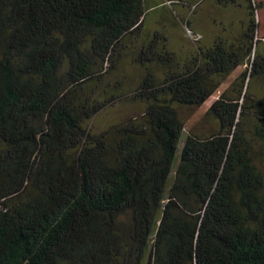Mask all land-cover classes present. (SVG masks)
<instances>
[{"label": "trees", "instance_id": "1", "mask_svg": "<svg viewBox=\"0 0 264 264\" xmlns=\"http://www.w3.org/2000/svg\"><path fill=\"white\" fill-rule=\"evenodd\" d=\"M214 1L243 8L242 32L181 68L156 34L142 43L136 66L164 78L146 70L143 120L110 142L87 126L120 91L104 98L89 81L106 62L118 68L144 1L0 0V264H264V169L251 144L264 160L261 2ZM246 61L244 91L208 107L216 132L182 140L174 104L201 106ZM251 80L263 87L253 96Z\"/></svg>", "mask_w": 264, "mask_h": 264}, {"label": "rangeland", "instance_id": "2", "mask_svg": "<svg viewBox=\"0 0 264 264\" xmlns=\"http://www.w3.org/2000/svg\"><path fill=\"white\" fill-rule=\"evenodd\" d=\"M145 17L141 30L130 36L132 39L125 47L120 65L115 69L112 63L106 62L102 72L95 75L90 82V87L101 97L111 92V86L120 91L119 97L111 100L88 122V130L94 135L104 133L110 142L118 138L116 129L123 128L131 123L140 125L143 120L144 104L136 96V88L146 70L153 74L157 80L164 78L161 66H149L146 70L136 66L134 58L142 43L156 34L158 50L163 47L172 54L174 63L181 68L196 55L198 48L211 47L217 38L222 39L237 36L243 30L246 16L242 7L229 8L219 6L214 0H143ZM241 3L242 0H239ZM261 7L255 12V22L258 24L256 33L257 44L255 52L264 54V0ZM247 13V12H246ZM188 22V23H187ZM145 39V40H143ZM252 58L250 59L251 62ZM249 63L231 70L225 76L217 77L211 82L215 89L212 96L201 106L176 105L178 118L184 124L182 140L185 136L205 138L215 133L217 123L208 113L210 104L221 94L232 95L233 90L244 91L246 82L243 83L240 75L249 68ZM95 87H98L97 89ZM259 80H251L247 87V94L253 96L262 90ZM109 92L104 93V90ZM120 89V90H119ZM233 89V90H232ZM252 158L255 166L264 169V160L257 142L252 143ZM127 216V215H126ZM126 216H121L116 224L118 231L123 229Z\"/></svg>", "mask_w": 264, "mask_h": 264}]
</instances>
